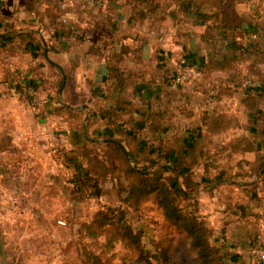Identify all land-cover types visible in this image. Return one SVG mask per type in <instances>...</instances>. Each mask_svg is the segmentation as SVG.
Returning <instances> with one entry per match:
<instances>
[{"label": "crops", "instance_id": "obj_1", "mask_svg": "<svg viewBox=\"0 0 264 264\" xmlns=\"http://www.w3.org/2000/svg\"><path fill=\"white\" fill-rule=\"evenodd\" d=\"M156 1L160 3L159 11L143 20H135L132 12L137 3L134 0H106L101 10L88 8L77 0H0V28L5 26L10 31H0V42L23 40L26 49L24 46L21 49L36 58L38 50L31 46L28 34L44 40L43 53L45 46L49 60L45 54L42 58L48 66L52 65L51 68L59 76L58 80L63 83L70 72L74 86L82 88L85 93L86 102L83 104L87 107L78 110L69 108L73 115L60 114L55 109L57 102H54L51 109L50 106H40L30 111L28 100L14 89L15 82L25 83V78L14 82L9 78L1 79L0 182L2 177L4 185L12 182L21 184L25 181L28 169L32 168L31 171L37 175L40 167L42 183L44 151L45 147L49 150L50 145H82L94 139L93 136H99L102 141L113 138L111 141L119 142L115 139L121 136L113 132L111 126L103 120L101 108H116L119 113L118 128L124 131L139 127L137 123L143 121L145 113L160 111L169 116L162 123L163 134L186 140L194 131H203L200 122L202 115L217 111L235 116L238 124L241 118H247V125L243 128L245 135H251L253 114L243 104L242 96L247 89H259V82L264 77V37H253L264 26V19L254 18L250 14L252 4L248 0H235L234 7L230 8L231 15L227 13L231 16L230 25L237 26L233 35L237 41L254 46L252 51L243 56L239 63L241 68L237 70L238 66L230 71L203 73L191 84L175 85L172 77L176 74L178 61L184 60L198 67L201 63L209 62L210 58H227L233 54V50L221 48L213 51L203 40L204 27L180 10V0ZM57 22H61L62 27L54 29L53 25L59 26ZM121 44L130 50L122 55L124 60L117 63V68L126 79L123 91L118 90L109 78L106 65L108 55L121 51ZM100 69L105 70V80L97 79L103 74H97ZM36 70L33 67L27 72L35 75ZM247 71L258 77L254 85L247 86L240 82L238 74ZM224 87L231 89L232 94L218 95L219 88ZM198 93L202 96H198ZM57 99L62 102L61 97ZM118 99L133 105L132 116L115 105ZM194 100L202 101L199 108H196L199 103ZM62 103L68 108V104ZM80 111H83L84 116L83 129L67 127V120ZM196 112L198 123L194 127L176 123V120L181 122L195 117ZM128 117H132L134 122H128ZM135 136L137 143L143 146L155 143L159 138V135L151 134L146 127L139 128ZM120 142L128 151L125 141ZM257 153L264 154L262 139L257 141L254 151L237 156L239 159L253 161ZM224 156L221 154L211 159L217 168L230 162ZM199 167L202 170V166ZM214 172L211 169L212 176ZM243 187L238 188L241 191L235 199L239 205H243L245 211L235 206L223 213V207L218 204L216 208L212 206L210 220L219 231L226 234L225 239L229 245L236 248L234 262L264 264L250 252L255 239L264 238V181L261 179L257 182L256 191H252L249 186ZM35 195H38L37 190ZM17 197L18 193L12 190L0 191V199L13 201Z\"/></svg>", "mask_w": 264, "mask_h": 264}, {"label": "rangeland", "instance_id": "obj_2", "mask_svg": "<svg viewBox=\"0 0 264 264\" xmlns=\"http://www.w3.org/2000/svg\"><path fill=\"white\" fill-rule=\"evenodd\" d=\"M248 2L252 4L249 10L250 14L254 18L261 17L264 19V0H248ZM0 31L2 33L10 32L5 26L0 28ZM247 35H250V33ZM23 46L25 47V42L20 39H13L5 43L0 42V80L9 78L14 82L24 78H35L37 76L36 73L41 72V84L36 90L40 103L34 104L30 95H23L28 100L30 111L40 106L53 108L52 104L57 102L58 97H61L62 102L68 105H81L86 102L83 89L74 86L75 82L73 77L70 76V72L63 83L60 79L58 80L59 76H57L54 69L46 64L40 52H38V57L35 58L30 52L25 53L21 49ZM180 62L178 61L177 63V71L174 76L178 74ZM33 67H38L35 75L33 73L28 74V69ZM262 67L264 75V64ZM240 68L239 66L237 70ZM198 75L193 77V74L190 73L187 81L182 83H177L173 77V84H191ZM238 78L245 85L249 81L255 84L258 80L255 74L250 75L248 71L247 73L238 74ZM198 96L202 95L198 93ZM194 101L199 103L196 107L199 108L202 101ZM230 107L233 106L231 105ZM83 117V111H80L78 115L70 117V120L68 119L65 125L71 128H78L83 122ZM197 120L196 112L195 117L187 118L181 122L176 120V123L194 127L198 123ZM240 122L230 132L215 137L214 143L210 146L207 160L221 154L227 158L225 153L219 151L218 146H222L223 142L229 137L246 136L243 127L247 125V118H241ZM60 130L58 129L59 132H61ZM72 138L74 139V137ZM93 138L96 143L85 142L83 144L93 148L94 153L107 162V159L112 158V152L107 151V148L101 145L100 141L102 140H100L99 136H93ZM122 140L125 141L128 152L133 156V159L129 156L132 163L126 157L133 169L142 171L144 174L157 170V176L160 174L162 176L163 173L166 176L173 175L172 172L167 170L163 173L161 170L158 171L160 167H149L147 161H144L147 156L143 155L144 153L141 151L137 153L131 142L123 137ZM83 144L69 147L62 144H54L48 147L49 150H46L45 147L42 183H40V167H38L37 175H35L34 171H31L32 168L28 169L25 181H22L21 184L12 182L4 185V179L1 177L0 191L12 190L18 193V197L13 201L0 199V264H86L91 260L90 254L98 258V264H138L134 250H131L129 245L125 242L123 243L119 238L117 239L116 235L113 234V227L104 226L98 228L92 224L96 213L101 211L115 216L117 212L119 213L120 210H123L124 224L130 226L132 234L139 236L144 248L152 253L156 249H161L162 246H168L170 239H172L170 247L173 248L178 244L180 240L178 231L173 227H169L164 221L162 211L155 202L144 201L136 207L131 200L128 201L122 198L121 195L124 194V191L119 187V183L124 181V176L120 174L119 169L121 168H118L119 166L113 170L114 172L105 176L100 183L101 195L89 196L86 194L83 197L77 191L72 181L74 172L68 165L70 164L68 159L75 158L85 164L87 160L82 155ZM236 160H240L237 155L228 160V162L230 161L229 163H225V165L223 164L217 169L210 168L215 171L214 176H211V178L215 179L212 185L205 181L207 178L202 175L201 167L194 170L193 176V180L198 183V188L195 190L199 201L198 214L204 217L209 228H211L210 243L214 247L221 248L223 254H226V264L241 263L234 262L233 257L236 248L229 245V242L225 239L226 234L219 231L216 225L211 222L209 213L212 206L216 208L218 204L223 207L221 210L223 213L227 211L226 209L243 206L239 205L235 198L241 191L238 188H244L243 186L247 188V177H239L229 181L220 179V174H223L227 167V169H230V174L236 172V164H234L237 162ZM118 162V160H115L116 165H118ZM134 165L137 167L135 168ZM228 182H238L240 185H225ZM212 186H215L216 189L208 192L207 190L212 189ZM227 188L232 189L229 193L230 201L228 202L225 201L228 194ZM36 190L38 195H35ZM91 191L93 192V189L89 188L88 192ZM224 194L225 196L223 197L222 195ZM189 202L186 199L179 200L180 206H187L189 209L194 210L192 203ZM110 240H113L111 246L109 245ZM176 259L177 264H188L186 256L181 251L176 255Z\"/></svg>", "mask_w": 264, "mask_h": 264}, {"label": "trees", "instance_id": "obj_3", "mask_svg": "<svg viewBox=\"0 0 264 264\" xmlns=\"http://www.w3.org/2000/svg\"><path fill=\"white\" fill-rule=\"evenodd\" d=\"M137 4L133 13L135 20H143L147 16H151L160 10V3L156 0H134ZM235 0H180L179 8L184 13L194 19V22L204 27L203 40L209 44L215 51L221 48H230L233 54L227 58H210L209 62L201 63L195 67L196 72L200 75L203 73H212L215 71H230L237 69L239 63L242 61L243 56L249 53L254 48L252 44H243L237 41L233 35L237 26L230 25L231 10L234 7ZM230 10V11H229ZM229 13V14H227ZM59 26H52L54 29L62 27L61 22H57ZM59 27V28H58ZM256 36L262 35L264 37V26L260 29ZM31 46L37 47L41 57L43 53V42L41 38L28 34ZM122 45V44H121ZM130 50L126 45H122L121 51L117 54H109L107 58V69L109 78L116 84L117 89L123 91L126 85V79L123 73L117 68V63L124 60L122 55L128 53ZM52 67L51 64H49ZM35 68V67H34ZM38 69V67H36ZM37 71V70H36ZM37 76L25 78V82L33 89L37 90L41 84V72L36 73ZM39 75V76H38ZM264 76V75H263ZM174 77V76H173ZM172 77V78H173ZM173 82V80H172ZM260 83V84H259ZM259 89H247L243 93L242 101L247 107V110L253 114L251 120V135L245 137H231L223 142L222 148L219 150L226 154L228 160L233 156L244 154L254 151L257 141L262 139L264 141V77L259 82ZM250 86V85H247ZM20 92L22 87H17ZM217 94H232L229 88H219ZM120 109L125 110L132 116L133 105L118 99L116 104ZM57 113L64 114L71 113L72 110L66 108L65 105L57 100ZM103 120L111 126V130L121 136L115 140L123 141L122 137L134 145L135 151H140L147 156L146 160L148 166L152 168L160 167L163 173L165 170L173 173L171 176L161 174L156 175L157 170L149 171L144 174L142 171L133 169L128 162L123 150L115 142L111 141L113 138H108V141H100L101 145L107 148V151L112 152L107 162L101 156L95 154L91 147L83 144L82 155L86 158V163H81L75 158L68 159L69 167L73 169V184L83 197L85 195L95 196L101 195V182L109 173L119 166L120 174H123L124 181L119 183L124 194L122 198L131 200L132 204L138 207L144 201L155 202L162 211L164 221L169 227L175 228L180 236V240L176 246L170 247L172 239L168 246H162L161 249H156L154 253L145 249L140 242L139 236L132 234L129 225L124 224V212L120 210L115 216H111L108 212L96 213L92 224L98 228L104 226L113 227V234L117 239L129 245L131 250L136 254V262L138 264H177L176 255L181 251L187 258L188 264H226V254H223L221 248L214 247L209 241L211 228H209L203 216L198 214V195L195 190L198 188V183L193 179L194 170L202 166V175L207 178L205 181L212 185L215 182L211 178V169L217 168L211 160H207L210 151V146L214 143V138L227 132L232 127L238 125V119L230 114L224 112H213L204 114L200 118L203 127L202 132H195L188 135L185 139L179 136H168L163 134L164 129L162 123L164 119L169 116L166 112L153 111L145 113L143 121L138 122L139 127L130 128L129 130H122L118 128L117 120L119 113L116 108L113 109H100ZM190 115V114H188ZM75 116V115H74ZM128 122H134L132 117H128ZM141 127H146L147 130L154 135H159L155 143L150 145H140L136 141L135 133ZM77 130L83 129L81 126ZM164 135V136H162ZM101 140V139H100ZM114 140V139H113ZM90 144L96 143V140H89ZM170 142L171 144H169ZM121 143V142H120ZM128 155L133 159L130 152ZM115 160L119 161L116 165ZM209 161V162H208ZM107 163V164H106ZM236 172L230 174V169H225L224 173L220 174V179L229 181L236 178H245L249 180L246 183L252 191L257 189V181L253 178L261 172L259 179L264 181V154L257 153L253 161L240 159L235 162ZM229 166V165H227ZM232 168V167H231ZM210 169V170H209ZM210 171V172H209ZM204 181V182H205ZM227 186H239L237 182H228ZM118 187V188H119ZM218 187V186H217ZM93 189V192H88V189ZM216 189L207 190L212 192ZM227 196L225 201H230L229 193L231 188H227ZM223 197L225 196L222 195ZM228 198V199H227ZM186 199L192 203L194 210L189 209L187 206H180L179 200ZM194 199V200H193ZM232 201V199H231ZM231 203V202H230ZM229 204V203H227ZM240 210H244L243 206H238ZM88 227V226H87ZM94 235V233L91 231ZM113 244V240L109 241V245ZM91 260L86 264H98V258L90 254Z\"/></svg>", "mask_w": 264, "mask_h": 264}, {"label": "built area", "instance_id": "obj_4", "mask_svg": "<svg viewBox=\"0 0 264 264\" xmlns=\"http://www.w3.org/2000/svg\"><path fill=\"white\" fill-rule=\"evenodd\" d=\"M84 6L92 9H103L105 7L106 0H77ZM254 36H256L254 34ZM193 74V77H196L198 74L195 70V67L191 64H188L184 60H182L179 64L178 68V74L174 76V80H176L177 83H182L184 81H187L188 75ZM246 85H254L250 81ZM21 86L22 91H18L17 87ZM14 89L19 92L22 95H30L32 97V102L34 104H39V100L36 94V90H33L26 82H15V87ZM30 98V97H29ZM260 177V176H259ZM256 178L253 181H261V179ZM252 256H254L256 259H258L260 262H264V238L263 237H257L255 241L251 245V250H250Z\"/></svg>", "mask_w": 264, "mask_h": 264}, {"label": "water", "instance_id": "obj_5", "mask_svg": "<svg viewBox=\"0 0 264 264\" xmlns=\"http://www.w3.org/2000/svg\"><path fill=\"white\" fill-rule=\"evenodd\" d=\"M47 51H46V47L44 46V54H45V57L47 58V60H49L48 59V57H47V53H46ZM101 74V73H103L102 74V76H101V78H97L98 80L100 79H102V80H105L106 79V75H105V70H103V69H100V70H98V72H97V74ZM68 108H71V109H83V108H87L86 107V105H77V106H72V105H66ZM116 143L121 147V149L123 150V152H124V154L126 155V157L128 158V160L132 163V160H131V158L129 157V155H128V153H127V151L125 150V148L119 143V142H117L116 141ZM134 167L136 168L137 166H135L134 165ZM261 175V172H259L256 176H255V178H254V180L256 179V178H258L259 176Z\"/></svg>", "mask_w": 264, "mask_h": 264}]
</instances>
